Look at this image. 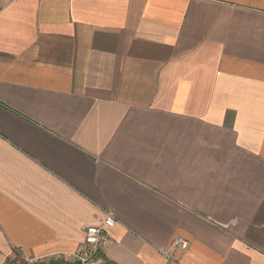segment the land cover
I'll return each instance as SVG.
<instances>
[{"label": "crops", "instance_id": "0c3cea01", "mask_svg": "<svg viewBox=\"0 0 264 264\" xmlns=\"http://www.w3.org/2000/svg\"><path fill=\"white\" fill-rule=\"evenodd\" d=\"M103 209L104 264H264V0H0V264Z\"/></svg>", "mask_w": 264, "mask_h": 264}, {"label": "built area", "instance_id": "2783aa9c", "mask_svg": "<svg viewBox=\"0 0 264 264\" xmlns=\"http://www.w3.org/2000/svg\"><path fill=\"white\" fill-rule=\"evenodd\" d=\"M97 224H85L83 226L85 236L78 251L73 254L72 264H104V252L114 242L110 233V228L117 223V217L112 211L102 210V214L97 217ZM189 242L178 236L174 238L168 250L163 253L169 257L172 248L186 249ZM43 261V260H37Z\"/></svg>", "mask_w": 264, "mask_h": 264}, {"label": "rangeland", "instance_id": "374dc122", "mask_svg": "<svg viewBox=\"0 0 264 264\" xmlns=\"http://www.w3.org/2000/svg\"><path fill=\"white\" fill-rule=\"evenodd\" d=\"M49 263L45 261H37V260H31L24 255H18L15 259H13L12 264H35V263ZM66 263V262H65ZM62 261L55 262L54 264H65ZM69 264V263H68Z\"/></svg>", "mask_w": 264, "mask_h": 264}, {"label": "trees", "instance_id": "16d2710c", "mask_svg": "<svg viewBox=\"0 0 264 264\" xmlns=\"http://www.w3.org/2000/svg\"><path fill=\"white\" fill-rule=\"evenodd\" d=\"M13 261V260H12ZM12 261H9L7 264H12ZM56 261H54V260H52V261H49V263L48 264H54ZM35 264H47V263H35Z\"/></svg>", "mask_w": 264, "mask_h": 264}]
</instances>
